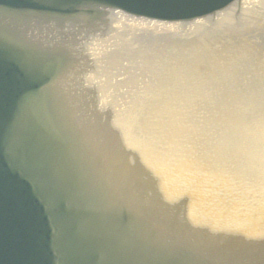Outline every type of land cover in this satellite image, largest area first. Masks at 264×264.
Wrapping results in <instances>:
<instances>
[{
	"label": "water",
	"instance_id": "obj_1",
	"mask_svg": "<svg viewBox=\"0 0 264 264\" xmlns=\"http://www.w3.org/2000/svg\"><path fill=\"white\" fill-rule=\"evenodd\" d=\"M259 1L0 0V264H264Z\"/></svg>",
	"mask_w": 264,
	"mask_h": 264
}]
</instances>
